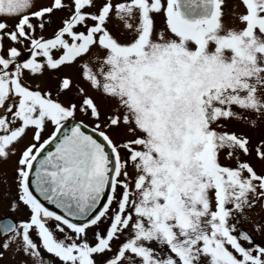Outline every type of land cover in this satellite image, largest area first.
I'll list each match as a JSON object with an SVG mask.
<instances>
[{"label":"snow or ice","instance_id":"obj_1","mask_svg":"<svg viewBox=\"0 0 264 264\" xmlns=\"http://www.w3.org/2000/svg\"><path fill=\"white\" fill-rule=\"evenodd\" d=\"M0 264H264V0H0Z\"/></svg>","mask_w":264,"mask_h":264}]
</instances>
